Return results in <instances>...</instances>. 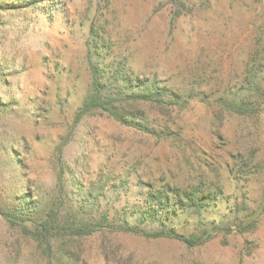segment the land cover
<instances>
[{"label":"rangeland","instance_id":"374dc122","mask_svg":"<svg viewBox=\"0 0 264 264\" xmlns=\"http://www.w3.org/2000/svg\"><path fill=\"white\" fill-rule=\"evenodd\" d=\"M91 31L113 45L112 69L184 100L138 104L143 131L98 111L77 119ZM247 82L262 95L240 114ZM197 186L215 205L139 222L149 189ZM49 214L94 226L69 247L75 264H264V0H0V264H55V247L29 234ZM124 215L147 232L164 220L211 236L188 249L122 232Z\"/></svg>","mask_w":264,"mask_h":264},{"label":"trees","instance_id":"16d2710c","mask_svg":"<svg viewBox=\"0 0 264 264\" xmlns=\"http://www.w3.org/2000/svg\"><path fill=\"white\" fill-rule=\"evenodd\" d=\"M22 1L28 3L30 0ZM100 35L99 31H91L90 40H88L91 85L88 94L77 110V119L83 115L98 111L122 125L143 131L145 130L144 125L139 122L136 123L132 119V117L140 114V112H132L138 104L147 103L149 105L168 106L179 105L184 100L182 94L168 88L163 81L155 77L140 78L133 75L123 62L112 69V65L105 63V60L109 54L113 53V45L108 42L107 38H102ZM91 56L96 58L95 64L92 62ZM101 62L103 64L99 66ZM247 85L249 88L248 94H245L238 103H234L231 106L234 111L240 114H253L255 104L253 99L262 95L260 88L256 84L247 82ZM137 124L138 126H136ZM216 194L217 191L203 190L199 186L183 192L173 188H166L158 192H153L149 189L144 201L146 207L140 213L139 222L155 218L158 212L164 213V220H167L177 209L200 212L215 205ZM2 216L12 224H15L17 219L23 218H18V212L14 215L2 212ZM119 220L121 221L122 232H128L144 238L176 240L184 244L188 249L204 244L211 236V233L206 228L201 234L188 235L180 234L174 229L168 230L164 220H160V229L153 232L142 230L137 225L129 226L125 220V215L121 216ZM28 221L31 223L29 234L34 240L39 244L45 243L49 248L55 247L53 252L55 264H75V258L69 252V247L80 244L84 237L93 233L94 227L90 224H83L74 228L71 224L60 222L50 214L39 221ZM211 229H215V227Z\"/></svg>","mask_w":264,"mask_h":264}]
</instances>
